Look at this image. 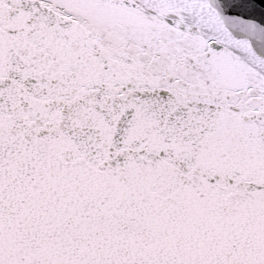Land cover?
<instances>
[{
	"label": "snow or ice",
	"instance_id": "6c2138e0",
	"mask_svg": "<svg viewBox=\"0 0 264 264\" xmlns=\"http://www.w3.org/2000/svg\"><path fill=\"white\" fill-rule=\"evenodd\" d=\"M0 264H264V0H0Z\"/></svg>",
	"mask_w": 264,
	"mask_h": 264
}]
</instances>
